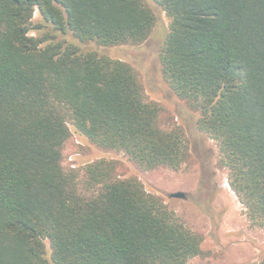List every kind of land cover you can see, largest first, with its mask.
Instances as JSON below:
<instances>
[{"label":"trees","instance_id":"obj_1","mask_svg":"<svg viewBox=\"0 0 264 264\" xmlns=\"http://www.w3.org/2000/svg\"><path fill=\"white\" fill-rule=\"evenodd\" d=\"M155 1L170 18L164 78L201 114L198 128L218 142L245 214L264 229V0ZM156 21L144 0H0V264H187L203 255L202 233L137 177L119 178L115 160L65 164L72 127L146 170L178 169L189 157L184 126L147 99L130 63L45 30L113 47L143 43Z\"/></svg>","mask_w":264,"mask_h":264},{"label":"rangeland","instance_id":"obj_2","mask_svg":"<svg viewBox=\"0 0 264 264\" xmlns=\"http://www.w3.org/2000/svg\"><path fill=\"white\" fill-rule=\"evenodd\" d=\"M144 1L155 12L157 21L141 44L101 46L95 41L80 40L71 30L53 31L50 26L45 30L51 32L55 40L72 43L80 51H93L130 63L145 88L147 99L159 102L165 109V117L170 116L176 124L184 126L189 157L178 169L146 170L130 161L123 152L93 146L71 126L73 138L68 144L65 164L80 168L102 158L115 160L119 178L137 177L149 192L161 195L186 226L204 236L203 255L187 264H255L264 256V229L254 226L245 214L229 184L228 170L220 165L218 142L198 128L201 114L192 110L165 80L160 55L170 30V18L155 0ZM33 20L43 22L38 10ZM177 191H183L185 197H172ZM47 245L50 251L48 241Z\"/></svg>","mask_w":264,"mask_h":264},{"label":"water","instance_id":"obj_3","mask_svg":"<svg viewBox=\"0 0 264 264\" xmlns=\"http://www.w3.org/2000/svg\"><path fill=\"white\" fill-rule=\"evenodd\" d=\"M171 196L175 198H184L185 193L183 191H177V192L172 193Z\"/></svg>","mask_w":264,"mask_h":264}]
</instances>
